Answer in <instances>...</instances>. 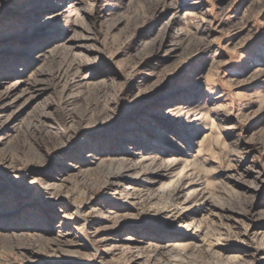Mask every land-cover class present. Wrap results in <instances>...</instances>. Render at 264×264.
Here are the masks:
<instances>
[{
    "label": "rangeland",
    "instance_id": "1",
    "mask_svg": "<svg viewBox=\"0 0 264 264\" xmlns=\"http://www.w3.org/2000/svg\"><path fill=\"white\" fill-rule=\"evenodd\" d=\"M0 264H264V0H0Z\"/></svg>",
    "mask_w": 264,
    "mask_h": 264
},
{
    "label": "bare ground",
    "instance_id": "2",
    "mask_svg": "<svg viewBox=\"0 0 264 264\" xmlns=\"http://www.w3.org/2000/svg\"><path fill=\"white\" fill-rule=\"evenodd\" d=\"M112 175L114 176V173H112L111 176H112ZM74 245H76V244H74ZM79 251H80V250L76 249V250H74L73 254H78Z\"/></svg>",
    "mask_w": 264,
    "mask_h": 264
}]
</instances>
